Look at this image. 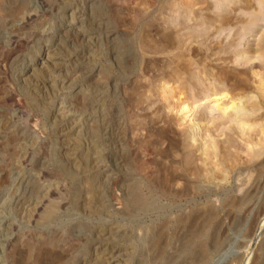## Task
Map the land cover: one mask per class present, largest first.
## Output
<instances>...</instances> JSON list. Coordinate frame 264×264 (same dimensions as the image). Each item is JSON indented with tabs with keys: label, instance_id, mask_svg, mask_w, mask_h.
<instances>
[{
	"label": "rangeland",
	"instance_id": "rangeland-1",
	"mask_svg": "<svg viewBox=\"0 0 264 264\" xmlns=\"http://www.w3.org/2000/svg\"><path fill=\"white\" fill-rule=\"evenodd\" d=\"M263 35L264 0H0V264H264Z\"/></svg>",
	"mask_w": 264,
	"mask_h": 264
},
{
	"label": "bare ground",
	"instance_id": "bare-ground-1",
	"mask_svg": "<svg viewBox=\"0 0 264 264\" xmlns=\"http://www.w3.org/2000/svg\"><path fill=\"white\" fill-rule=\"evenodd\" d=\"M262 36V35H261ZM264 36V35H263ZM260 37V36H259ZM262 38V37H261ZM257 39V38H256ZM184 40V39H183ZM262 42V41H261ZM257 44V43H256ZM261 45V44H260ZM255 46V45H254ZM258 46V45H257ZM261 48H259V55L258 56H255L254 58H253V60L254 59H256L257 60V62H259L258 61V59H259V56L261 57V59H262V57H264V42H263V44H262V46H260ZM258 53V52H257ZM251 54V53H250ZM249 57V56H248ZM251 58H252V56H251ZM248 63H246V65L248 66V69L250 70V69H252V65L254 64V62L253 61H247ZM242 66H243V64H242ZM244 67V66H243ZM261 73V72H260ZM257 74V73H256ZM260 75V74H259ZM261 79V78H260ZM165 89H166V87H165ZM178 89V88H177ZM167 92V91H166ZM180 92V91H179ZM175 93V92H174ZM220 93V92H219ZM251 93H252V91H251ZM253 93H256L257 94V96L259 97V99L261 100V102H264V83H263V80H261V81H259L258 82V84L256 85V87H255V90H253ZM171 94H173V93H171ZM164 95V98H165V100H164V102H165V105L167 106V107H171L173 104H174V101L172 102V97L170 96H167V94L166 93H164L163 94ZM161 97V96H160ZM242 98H240L239 99V102L243 99L244 101V103L243 104H245V105H243V109H252L253 107H254V104H252V99H253V97H251L249 94H244L243 96H241ZM226 98V97H225ZM223 99V94H215L214 95V99L212 100V103H214L213 105H215L214 107H216V108H219L220 106H221V108L224 110V114H225V112H227V111H229L230 109H231V111H232V108L234 107V104H233V101H230L231 102V104H233L231 107H227V104H222L220 101ZM220 102V103H219ZM186 103V102H185ZM176 104V103H175ZM175 104L173 105L174 107H175ZM229 104V103H228ZM181 105V104H180ZM223 105V106H222ZM226 105V106H225ZM166 107V108H167ZM180 107V106H179ZM178 107V108H179ZM240 108H238V109H236L237 111L234 113V115L232 116V117H229L230 119H231V121L232 122H234L235 124H237V126L238 127H240L241 126V128H243V126H245V121H244V119H243V117H244V112H243V109H241L242 107L241 106H239ZM181 108V107H180ZM181 109H183V108H181ZM247 109V110H248ZM170 110V109H169ZM173 110V109H172ZM179 110V109H178ZM186 111V110H185ZM230 111V112H231ZM170 112V111H169ZM227 118V117H226ZM229 120V119H228ZM229 122V121H228ZM178 123V122H177ZM176 123V124H177ZM216 123V122H215ZM230 123V122H229ZM250 123V122H249ZM180 124V123H179ZM224 124V123H223ZM232 124V123H231ZM247 125V124H246ZM182 126V125H181ZM181 126H179V127H181ZM183 126H185V125H183ZM235 126V125H234ZM248 126V125H247ZM249 126H251V125H249ZM178 127V126H177ZM180 129V133H181V135L182 136H185L186 137V130H187V128H179ZM237 129V128H236ZM239 129V128H238ZM244 129V128H243ZM248 129V128H247ZM262 129V128H261ZM261 129H257V130H259L258 132H260V134L259 135H262V136H264V130H261ZM255 134H256V132H255ZM253 135V134H252ZM213 137V136H212ZM262 138V137H261ZM203 139V138H202ZM216 139V138H215ZM264 139V138H263ZM262 139V140H263ZM195 140V139H194ZM201 140V139H200ZM242 140V139H241ZM248 141V140H247ZM196 142V141H195ZM193 143H194V141H193ZM197 143V145H195L194 144V146H192V147H194V150L196 149L197 151H199L200 152V155H201V163L200 162H198L197 160V162L198 163H200V165H198V167H196V168H199V166H200V168L199 169H194V171H192V173H188L190 176H191V179H190V176L188 177L187 175L188 174H185L184 176H186L187 177V181L188 182H190V186L191 185H194V187H192V188H194L195 189V191H197L196 190V188L198 189V188H202L203 186H205V185H216V186H220L221 185V183H224L223 181L225 180V177H226V173L231 169H229L228 167H226V161H225V157H226V155L227 154H224V153H221V154H223L222 155V158H221V156H220V158L221 159H218L217 161H215L216 163L219 161V163H214L213 162V158H215V156H217V154H215V153H217V152H215V149L217 148H215V146L217 145V143H216V145H215V142L214 141H210V140H207L206 139V141L205 142H203V143H198V142H196ZM260 143V142H259ZM263 143V142H262ZM227 144V143H226ZM246 144H248V143H246ZM190 145H192V143L190 144ZM244 145V144H243ZM251 145V144H250ZM218 146V145H217ZM228 147V146H227ZM242 147V146H241ZM247 147H248V145H247ZM257 147V146H256ZM255 146H254V148H256ZM259 147H262V144H261V146H259ZM187 148V147H186ZM191 148V147H190ZM189 149V148H188ZM253 149V148H252ZM252 149H248L247 148V152L246 153H244V155L246 154V156H245V163L247 164V165H250V167H251V165L253 166V164H254V166L255 167H257V169H258V175H261V173H262V168H263V166H264V159H262V160H260L259 162L257 161V159L259 158V157H261L262 155L260 154V152L259 151H257V150H252ZM257 149H259V148H257ZM219 150H220V148H219ZM231 150V149H230ZM193 152V151H192ZM221 152V151H220ZM262 152V151H261ZM195 153V152H194ZM193 153V154H194ZM198 155V154H197ZM193 156H195L196 157V155H193ZM199 156V155H198ZM219 157V156H218ZM217 157V158H218ZM241 158H242V156H240ZM239 157V158H240ZM196 158H198V157H196ZM238 158V159H239ZM243 158H244V156H243ZM195 159V158H194ZM200 159V158H199ZM198 159V160H199ZM259 160V159H258ZM240 161V160H239ZM224 162H225V164H224ZM241 162V161H240ZM193 163V162H192ZM229 163V162H228ZM229 166H230V163L228 164ZM231 165H234V167L233 168H235V164H231ZM237 165V164H236ZM190 166H192V165H190ZM193 167V166H192ZM232 167V166H231ZM191 168V167H190ZM232 168V169H233ZM247 169V168H246ZM187 170V169H186ZM190 171V170H189ZM180 172V171H179ZM264 173V172H263ZM228 175V174H227ZM256 175V174H255ZM253 177V176H252ZM186 181V182H187ZM263 181V180H262ZM244 185V184H243ZM210 187V186H209ZM247 187V186H246ZM185 188H187V187H185ZM204 188V187H203ZM211 188H213V187H211ZM255 188V187H254ZM253 188V189H254ZM189 189V188H188ZM252 189V190H253ZM245 190V189H244ZM255 190V189H254ZM186 191H187V189H186ZM185 191V192H186ZM179 192V191H178ZM192 192V191H191ZM251 192V191H250ZM198 193V192H197ZM242 193V192H241ZM187 194H188V192H187ZM193 194V193H192ZM249 196V193L248 192H246V193H244V194H242V196H240V198H236V197H239V196H236L235 197V199L236 200H233L234 202V205L233 206H235L236 204H239V203H241L245 198L247 199V197ZM255 197V196H254ZM139 199L138 198H134V201H138ZM255 200V199H254ZM230 202V201H229ZM230 204V203H229ZM264 208V207H263ZM260 214V213H259ZM208 216H211V215H208ZM253 228V227H252ZM260 231H261V228L260 227H258V231H257V234L255 235V240H256V238L260 235ZM107 237V236H106ZM115 254V253H114ZM106 258V257H105ZM117 260H118V257L117 256H110L109 258H108V264H115L116 262H117ZM222 260L223 259H219V260H217L216 262H215V264H221V262H222Z\"/></svg>",
	"mask_w": 264,
	"mask_h": 264
}]
</instances>
